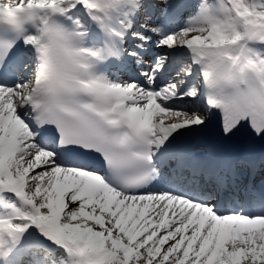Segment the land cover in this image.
<instances>
[{"label": "snow or ice", "instance_id": "obj_1", "mask_svg": "<svg viewBox=\"0 0 264 264\" xmlns=\"http://www.w3.org/2000/svg\"><path fill=\"white\" fill-rule=\"evenodd\" d=\"M0 264H264V0H0Z\"/></svg>", "mask_w": 264, "mask_h": 264}]
</instances>
